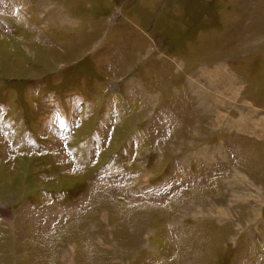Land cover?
Segmentation results:
<instances>
[{
	"label": "rangeland",
	"instance_id": "1",
	"mask_svg": "<svg viewBox=\"0 0 264 264\" xmlns=\"http://www.w3.org/2000/svg\"><path fill=\"white\" fill-rule=\"evenodd\" d=\"M0 264H264V0H0Z\"/></svg>",
	"mask_w": 264,
	"mask_h": 264
},
{
	"label": "crops",
	"instance_id": "2",
	"mask_svg": "<svg viewBox=\"0 0 264 264\" xmlns=\"http://www.w3.org/2000/svg\"><path fill=\"white\" fill-rule=\"evenodd\" d=\"M200 94L202 95V93H200ZM201 95H200V96H201ZM200 96H199V97H200ZM236 176H237V175H236ZM236 176H235V178H236ZM231 181H232V180H230V182H231Z\"/></svg>",
	"mask_w": 264,
	"mask_h": 264
}]
</instances>
